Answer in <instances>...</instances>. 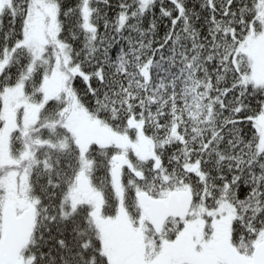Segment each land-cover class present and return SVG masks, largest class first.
Here are the masks:
<instances>
[{
	"label": "snow or ice",
	"instance_id": "snow-or-ice-1",
	"mask_svg": "<svg viewBox=\"0 0 264 264\" xmlns=\"http://www.w3.org/2000/svg\"><path fill=\"white\" fill-rule=\"evenodd\" d=\"M0 264H264V0H0Z\"/></svg>",
	"mask_w": 264,
	"mask_h": 264
}]
</instances>
